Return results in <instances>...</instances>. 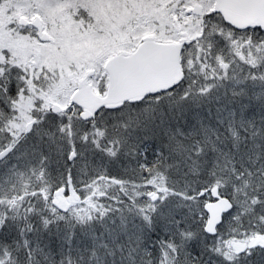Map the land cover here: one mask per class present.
Here are the masks:
<instances>
[{"label":"snow or ice","instance_id":"1","mask_svg":"<svg viewBox=\"0 0 264 264\" xmlns=\"http://www.w3.org/2000/svg\"><path fill=\"white\" fill-rule=\"evenodd\" d=\"M0 264H264V0H0Z\"/></svg>","mask_w":264,"mask_h":264}]
</instances>
